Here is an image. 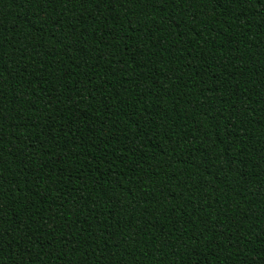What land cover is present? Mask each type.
<instances>
[{
	"label": "trees",
	"instance_id": "trees-1",
	"mask_svg": "<svg viewBox=\"0 0 264 264\" xmlns=\"http://www.w3.org/2000/svg\"><path fill=\"white\" fill-rule=\"evenodd\" d=\"M0 264H264V0H0Z\"/></svg>",
	"mask_w": 264,
	"mask_h": 264
}]
</instances>
